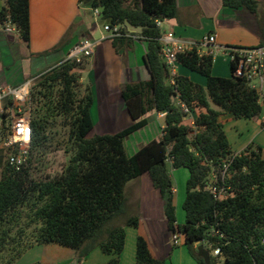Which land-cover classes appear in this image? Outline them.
I'll use <instances>...</instances> for the list:
<instances>
[{
  "label": "trees",
  "instance_id": "1",
  "mask_svg": "<svg viewBox=\"0 0 264 264\" xmlns=\"http://www.w3.org/2000/svg\"><path fill=\"white\" fill-rule=\"evenodd\" d=\"M230 9L258 10L257 0H222ZM101 12L105 25L140 29L148 44L144 63L151 79L127 84L121 94L133 124L116 134H89L94 129L91 108L94 94L83 86L80 71L85 62L63 61L35 77L31 88L30 152L52 145L66 136L64 146L71 158L53 178L34 179L31 160L20 171L8 164L6 150L0 177V264H15L36 245L57 244L75 250L78 263L99 249L111 256L105 264H119L124 251L126 227L138 228L140 216L126 215V187L148 174L165 201L164 218L172 235L184 238L189 254L198 264L197 243L210 253V264H264V156L263 149L249 145L232 151L221 117L253 120L261 116L259 95L248 82L233 76L212 74L214 56L196 50L177 55V63L206 78V86L188 77L172 75L161 58V30L157 21L177 17V0H78ZM0 24H10L30 43V0H0ZM131 39L117 38V49ZM264 45V43H263ZM211 102L219 109L211 108ZM193 113L194 128L184 123ZM165 114L159 140L129 156L125 142L147 124L145 116ZM262 126V124H261ZM263 127V126H262ZM4 132L0 131V139ZM61 134V135H60ZM61 142H57L60 145ZM189 171L183 210L186 220L177 224L174 185L168 163ZM230 163L225 180L230 196L215 200L207 190L213 170ZM220 255L214 257L213 250ZM136 264H165L155 259L147 240H136Z\"/></svg>",
  "mask_w": 264,
  "mask_h": 264
},
{
  "label": "crops",
  "instance_id": "2",
  "mask_svg": "<svg viewBox=\"0 0 264 264\" xmlns=\"http://www.w3.org/2000/svg\"><path fill=\"white\" fill-rule=\"evenodd\" d=\"M257 2L258 10L252 13L245 9L227 8L222 0H177V17L164 21L161 30L172 31L177 37L193 42H200L204 37L214 35L217 45L220 46L243 48L261 46L264 43V0H257ZM89 16L94 22H91ZM30 22V43L25 52H20L16 58H12L10 55L5 56L0 49V88L20 86L39 76L63 62L79 41L90 39L97 43L95 53L90 59L84 61V68L80 71L83 86L82 76L88 74L95 98L91 108V118L95 126L89 136L116 134L133 124L121 91L127 84L151 79L144 63V57L148 51L145 40L131 39V42H126L119 49L113 46L114 39L100 41V37L105 34L98 25L100 20L92 15L88 6L79 4L78 0H30ZM133 30L140 34V29L133 28ZM12 32L5 33L9 43L16 40ZM1 38L3 36L0 34ZM44 53L48 54L43 56ZM214 56L213 76L228 78L227 69L219 68L215 58L222 59L229 71L230 59L221 53ZM174 75L188 77L196 84L206 86V78L203 81V78H198L192 71L178 63ZM262 106L261 116L254 119L257 120L259 130L254 134L250 133L248 138L239 139L249 124H244L230 114L221 117L225 134L235 154L254 144L263 149L264 155V143H261L259 138L261 132H264L260 123L264 116V103ZM211 108H213L212 105ZM199 113L200 111L191 113L192 118L194 119ZM145 119L148 124L130 135L125 142V146L129 144L132 150L131 153L127 152L129 156L162 136L165 114L152 111L145 116ZM184 123L190 125V120H184ZM169 168H173L170 161L168 163L170 175ZM177 195L178 192L174 187L176 218L177 224L180 225L178 210L180 206L183 208V205H181L182 199ZM126 197L127 205L133 207L132 210L140 216V224L138 228L128 227L131 230L125 228L126 242L124 251L119 256V264H136V240L139 235L147 240L152 256L164 261L165 264H174V259H178V256L182 260L181 264H198L187 251L182 236H179L177 244L174 243L173 235L164 218L165 201L148 174L142 175L134 184L127 185ZM129 233L132 235L131 240H129ZM127 245L131 246L130 257L125 254ZM179 246L186 248V252L175 251ZM98 250L91 252L84 259L85 263L99 253ZM110 258L111 256L103 254L101 259L99 257L97 264H105ZM167 260H170V263H167Z\"/></svg>",
  "mask_w": 264,
  "mask_h": 264
},
{
  "label": "built area",
  "instance_id": "3",
  "mask_svg": "<svg viewBox=\"0 0 264 264\" xmlns=\"http://www.w3.org/2000/svg\"><path fill=\"white\" fill-rule=\"evenodd\" d=\"M93 16L100 20L101 12L99 9L93 10ZM162 21H157V26L162 29ZM4 25L0 24V28ZM10 24H7V27ZM13 31V27L6 28V32ZM103 32L100 41L106 39L127 38L133 40H144V38L125 25L111 26L103 25ZM161 58L169 67L171 74L174 75L177 65V55L180 53L196 50L202 56L205 54L216 55L225 54L234 64L233 76L245 80L249 86L256 90L259 95L260 103H264V45L252 48L220 46L216 43L214 35L203 38L200 42L183 40L172 31L161 30ZM96 42L90 39H83L73 46L64 61H75L83 63L90 59L95 53ZM203 48H207L205 53ZM36 78H32L20 86H7L0 88V131L3 137L0 139V146L4 151L12 150L7 160L11 168L20 171L27 163L30 154L32 137L31 128V88ZM183 111L187 114L184 120H190V126L194 128V119L187 107L182 104ZM264 129V116L261 119ZM230 163L222 165L221 170H213L209 176L207 190L213 195L215 200L221 201L230 196V187L226 186ZM179 234L173 235L175 244L178 242ZM220 250L212 252L214 257L219 256Z\"/></svg>",
  "mask_w": 264,
  "mask_h": 264
},
{
  "label": "rangeland",
  "instance_id": "4",
  "mask_svg": "<svg viewBox=\"0 0 264 264\" xmlns=\"http://www.w3.org/2000/svg\"><path fill=\"white\" fill-rule=\"evenodd\" d=\"M89 18L91 22H94V20L90 16ZM98 25L100 26L101 29H103L102 23L99 22ZM10 27L9 26L7 27V25H5L0 28V34L3 36V38L0 39V49H1V53H3L5 56L10 55L12 58H16L20 52L23 53L25 52V50L28 49V45L24 41H22V39L20 38L19 31L14 27L12 34L15 36L16 40L12 43H9L7 41L5 33H7L6 28H10ZM202 51L206 53L208 49L203 48ZM48 53H44L42 55L44 56L47 55ZM215 61L218 63L219 68L227 69V75L230 77L231 73L229 71V68L224 65L222 59L216 57ZM192 73L198 76V78L200 77L203 78V81H205L204 80L205 77L201 76L198 73H194V72ZM82 77H83L84 86L85 87L90 86V80L88 79V74L86 73ZM211 105L214 109H219L212 102ZM240 121L244 122V124H249V127L244 130L243 136L242 137L240 136L239 139L245 137L248 138V135H250V133L254 134L257 130H259V126L257 125V120L253 119L246 121L245 119H240ZM93 136L94 135L92 134L89 136V138H92ZM259 138L261 143H264V132H261V137ZM66 139H67L66 136L65 137L59 136L58 139H55L53 141L51 146L46 147L38 152L37 151H34L32 153L30 152L28 161L31 160L32 162L30 167H31V175L34 177V179L53 178L55 176L60 175L63 172L64 168L67 166L72 155L66 152L64 143H62ZM57 142H61V144L57 145ZM126 147H127V152L131 153L132 150L129 147V144L126 145ZM5 154L6 152L0 146V177H1L3 164L5 161V157H4ZM169 169H170V175L173 185L176 188V191L178 192L177 197L182 199L181 205H183L186 197V182L188 179V171L184 168H179V169L169 168ZM135 182H137V180L131 181L129 184H134ZM126 208L127 209H126L125 217L132 216L137 213L134 210H132L133 207L127 205ZM179 208L180 209L178 210V217L180 220V225H183L185 222V213L183 211L182 206H180ZM127 229L129 228L127 227L126 230ZM131 238L132 235L131 233H129V240H131ZM186 248L179 246L175 249V251L184 250V252H186ZM98 252H99L97 253L98 255L97 254L93 255L92 258H90L87 263H85L84 260L80 264L99 263V260L101 259V255L103 256V254L99 250ZM125 254L127 257L131 256L132 251L130 245L126 246ZM181 261H182L181 258L178 256V259L176 258L174 259V264H181ZM167 263H170V260H167ZM15 264H79V263L76 258L75 250L57 244H51V245L34 246L32 249L28 250Z\"/></svg>",
  "mask_w": 264,
  "mask_h": 264
},
{
  "label": "water",
  "instance_id": "5",
  "mask_svg": "<svg viewBox=\"0 0 264 264\" xmlns=\"http://www.w3.org/2000/svg\"><path fill=\"white\" fill-rule=\"evenodd\" d=\"M197 251L198 256L204 260V263L210 264V253L200 243H197Z\"/></svg>",
  "mask_w": 264,
  "mask_h": 264
}]
</instances>
